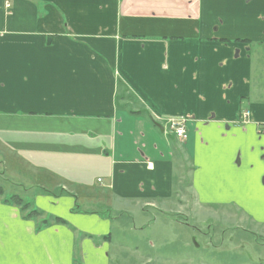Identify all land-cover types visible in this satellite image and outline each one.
I'll list each match as a JSON object with an SVG mask.
<instances>
[{
    "label": "crops",
    "instance_id": "1",
    "mask_svg": "<svg viewBox=\"0 0 264 264\" xmlns=\"http://www.w3.org/2000/svg\"><path fill=\"white\" fill-rule=\"evenodd\" d=\"M0 165V264H163L192 215L262 227L264 0H0Z\"/></svg>",
    "mask_w": 264,
    "mask_h": 264
},
{
    "label": "rangeland",
    "instance_id": "2",
    "mask_svg": "<svg viewBox=\"0 0 264 264\" xmlns=\"http://www.w3.org/2000/svg\"><path fill=\"white\" fill-rule=\"evenodd\" d=\"M17 128L19 131H11L9 133L13 136L15 142H21L22 138L20 134L26 135L27 128L21 127V124H18ZM35 136L38 137V135ZM9 158L11 159L10 162L13 165H11V168H9L10 170L7 173L15 178H22L23 172H21V168L18 167L19 164L16 163L17 159H15V157L13 156H10ZM27 173L29 172L26 169L24 175H27ZM4 174V167L3 165H0V185L4 184L9 186V182H7L6 176ZM32 176L33 175H31L30 178ZM32 179H34V181L36 182L38 178L37 176H33ZM236 220L242 221V219H240V216H238ZM189 221L191 224H196L197 222H200L199 226L202 229L201 232H195L194 234H191L190 238H188L190 239V242L192 241L193 245L189 248H185L184 251L182 250L177 252L176 254L180 255L178 258L169 259L165 262L163 260H159V263L163 262V264H257L255 263L254 258L257 257L259 253L264 254V225L262 227H250L247 222H238L236 224L237 227L233 226L231 228L232 225L229 224L228 230L224 234V232H222L221 230H226V224L220 223L215 213L213 212L201 214L199 218H196L194 215H192L189 218ZM206 221H208V225L209 223H211L212 226L210 229L208 228V225L206 226ZM203 222L204 224L202 225L201 223ZM144 235L146 237H149L151 233L149 230H147L144 232ZM113 236L114 241L117 240V237H119L116 231L113 232ZM193 236H195L197 241L200 242L202 247L209 246L207 245V240H210L211 237H213V241L216 244L215 248L209 246L210 249L208 247L198 249L197 247H195V241L192 238ZM223 238H225V240L227 239L225 241V244H222ZM230 239H232V243L230 242ZM218 245H220L221 247H217ZM239 245L242 246V248L236 247Z\"/></svg>",
    "mask_w": 264,
    "mask_h": 264
},
{
    "label": "trees",
    "instance_id": "3",
    "mask_svg": "<svg viewBox=\"0 0 264 264\" xmlns=\"http://www.w3.org/2000/svg\"><path fill=\"white\" fill-rule=\"evenodd\" d=\"M0 193H3V189L0 187ZM8 201H11L12 203L17 204L18 206L21 207V209L26 213L27 217L30 218H42L43 217V212L38 210L37 208H34L30 202L25 201L23 198L19 196H11ZM54 220H62V218L55 217ZM42 223H47L48 220L44 219L41 221Z\"/></svg>",
    "mask_w": 264,
    "mask_h": 264
},
{
    "label": "built area",
    "instance_id": "4",
    "mask_svg": "<svg viewBox=\"0 0 264 264\" xmlns=\"http://www.w3.org/2000/svg\"><path fill=\"white\" fill-rule=\"evenodd\" d=\"M248 112H246L245 115H247ZM187 119L186 118H179V117H172L168 120V123L170 125V128L174 131V133L179 138H186L187 137V130L185 127Z\"/></svg>",
    "mask_w": 264,
    "mask_h": 264
}]
</instances>
